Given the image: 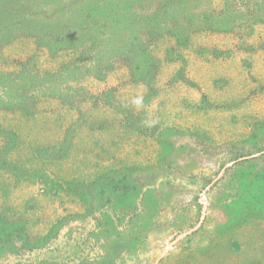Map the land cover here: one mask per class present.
I'll return each instance as SVG.
<instances>
[{
  "label": "rangeland",
  "instance_id": "rangeland-1",
  "mask_svg": "<svg viewBox=\"0 0 264 264\" xmlns=\"http://www.w3.org/2000/svg\"><path fill=\"white\" fill-rule=\"evenodd\" d=\"M0 264H264V0H0Z\"/></svg>",
  "mask_w": 264,
  "mask_h": 264
},
{
  "label": "clouds",
  "instance_id": "clouds-1",
  "mask_svg": "<svg viewBox=\"0 0 264 264\" xmlns=\"http://www.w3.org/2000/svg\"><path fill=\"white\" fill-rule=\"evenodd\" d=\"M142 101L140 99L135 100V103L139 105Z\"/></svg>",
  "mask_w": 264,
  "mask_h": 264
}]
</instances>
